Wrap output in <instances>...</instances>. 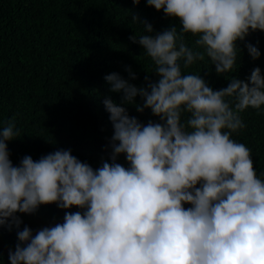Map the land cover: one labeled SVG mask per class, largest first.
I'll list each match as a JSON object with an SVG mask.
<instances>
[{"label":"clouds","instance_id":"1","mask_svg":"<svg viewBox=\"0 0 264 264\" xmlns=\"http://www.w3.org/2000/svg\"><path fill=\"white\" fill-rule=\"evenodd\" d=\"M146 6L178 18L181 28L152 34V25L132 14L130 23L148 34L128 39L142 47L158 79L145 77L137 87L116 72L103 76L108 91L119 94V101L102 100L112 126L107 161L93 169L58 149L13 165L7 142L18 130L11 120L0 128V226L16 229L17 240L8 264H264V180L250 149L231 138L245 127L240 113L264 106V76L255 67L245 80L226 77L227 86L213 90L183 71L207 58L217 75L234 72L236 41L250 30L264 32V0ZM186 34L195 39L187 43ZM245 48L252 60L260 57L253 44ZM126 105L149 109L159 122L142 124ZM120 154L127 167L116 162ZM53 203L84 211H66L62 223L35 234L20 230L16 213Z\"/></svg>","mask_w":264,"mask_h":264},{"label":"trees","instance_id":"2","mask_svg":"<svg viewBox=\"0 0 264 264\" xmlns=\"http://www.w3.org/2000/svg\"><path fill=\"white\" fill-rule=\"evenodd\" d=\"M132 14L150 23L152 34L181 28L178 18L146 6V0L135 7L132 0H0V128L11 120L18 130V137L7 142L13 165L24 156L35 161L58 149H70L93 169L102 159L107 161L112 126L102 100L110 96L119 101V94L108 91L103 76L116 72L137 87L145 85V77L158 79L142 47L128 39L148 34L141 24L130 23ZM185 39L191 43L195 37L186 34ZM246 43L258 48L259 58H250ZM236 46L237 67L232 73L217 75L207 58L183 71L199 74L213 90L226 87L230 82L226 77L245 80L255 67L264 76V32L250 30ZM126 67L135 79H129ZM135 103L142 106L139 96ZM125 107L142 124L159 122L149 109L137 112L135 105ZM240 116L245 127L231 138L250 149L253 168L264 180V106L246 109ZM116 162L128 166L124 154ZM66 211L84 210L59 209L53 203L16 215L22 221L20 230L28 226L35 234L62 223ZM15 233L16 229L0 226V264H8V251H14L17 243Z\"/></svg>","mask_w":264,"mask_h":264}]
</instances>
